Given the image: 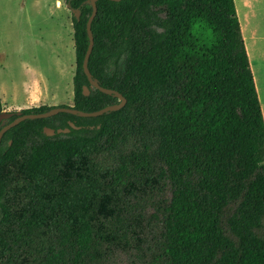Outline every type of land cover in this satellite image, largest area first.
<instances>
[{"label": "trees", "instance_id": "trees-1", "mask_svg": "<svg viewBox=\"0 0 264 264\" xmlns=\"http://www.w3.org/2000/svg\"><path fill=\"white\" fill-rule=\"evenodd\" d=\"M64 2L73 109L117 104L83 73L90 0ZM95 5L87 67L126 103L95 118L25 120L3 134L0 264H264V121L234 1ZM44 127L69 132L47 137ZM14 165L26 202L11 209Z\"/></svg>", "mask_w": 264, "mask_h": 264}, {"label": "crops", "instance_id": "crops-1", "mask_svg": "<svg viewBox=\"0 0 264 264\" xmlns=\"http://www.w3.org/2000/svg\"><path fill=\"white\" fill-rule=\"evenodd\" d=\"M233 1L264 121V4L255 7L250 6L251 1ZM253 3L257 5L258 0ZM69 13L64 0H0V75L7 74L10 60L20 57L22 45L33 44L39 48L51 37V32L69 33ZM32 56L36 59V52ZM19 68L26 78L20 87L23 99L18 103L16 87L8 90L10 85L0 80L2 106L13 110L49 106L55 89L41 70L29 62H22Z\"/></svg>", "mask_w": 264, "mask_h": 264}, {"label": "rangeland", "instance_id": "rangeland-1", "mask_svg": "<svg viewBox=\"0 0 264 264\" xmlns=\"http://www.w3.org/2000/svg\"><path fill=\"white\" fill-rule=\"evenodd\" d=\"M253 5H263L264 0H258V4L253 3V0H246ZM235 4V1H234ZM255 4V5H254ZM252 8L249 7V10ZM237 11V10H236ZM70 12V11H69ZM55 30V29H54ZM56 32V30H55ZM51 32V37H48L47 41L43 46L36 48L33 44H26L21 46V54L17 60H10L9 68L6 69L4 76L0 75V80L5 82L8 90L16 87L15 100L18 103L23 99L20 87L21 84L26 80L24 74L19 68L22 62H29L37 70H41L48 83L54 88V98L51 100L48 108L55 107H73L74 106V91H73V77L75 74V52L73 42V28L71 22V13H69V33L68 31H62L61 33ZM58 38V39H57ZM60 38V39H59ZM61 40L63 44L61 46ZM36 52L37 58L35 59L32 55ZM35 59V60H34ZM13 84V85H11ZM119 102V100H118ZM6 103V101H5ZM44 105L32 107V109H38ZM31 109V108H29ZM21 110L9 109L8 106H2V112H17ZM3 122L1 125L7 124ZM21 162V157L18 158V163ZM7 191H6V203L11 208H20L23 203L26 202L25 198V179L20 172L19 165L11 166L7 173Z\"/></svg>", "mask_w": 264, "mask_h": 264}, {"label": "water", "instance_id": "water-1", "mask_svg": "<svg viewBox=\"0 0 264 264\" xmlns=\"http://www.w3.org/2000/svg\"><path fill=\"white\" fill-rule=\"evenodd\" d=\"M117 1H119V0H117ZM95 2H96V0H90V3L92 5V13L86 22L88 46H87V49H86V52H85V55L83 58L82 69H83V73L85 74L86 79H87L91 88H94V89H96L99 92L104 93V94L114 95L119 100V102L115 105L106 106V107H104L98 111H94V112L77 111V110L73 109V107H55V108H50L47 112H44V113L28 114V115H21L20 111H17V112H15L16 118L10 122H9V119L11 117H13L12 113L1 112L0 113V123L2 124L3 122H7V121H8V123L3 125L0 129V142H1V138H2L3 134L6 131L15 127L17 124H19L20 122H23L25 120L46 119V118H50L52 116H55L59 113H67L70 115H77V116L82 117V118H95V117L101 116L107 112L118 111L125 105V103H126L125 98L118 92H113L112 90L101 87L95 80L92 79L91 74H90L88 67H87V63H88V60H89V57L91 55L93 45H94L93 35L91 32V22L93 21L95 15L97 13V8L95 5ZM75 17L78 19L79 14L75 13ZM82 90H83L84 96L89 95V88L87 86H83ZM69 127L73 128V129L75 128L72 124H70ZM42 131L45 134V136L52 137V136H54L55 133L66 134L69 132V129L54 130L51 128L44 127L42 129Z\"/></svg>", "mask_w": 264, "mask_h": 264}]
</instances>
